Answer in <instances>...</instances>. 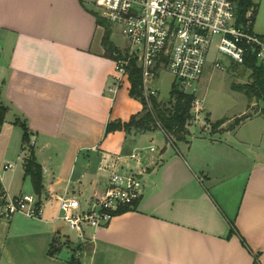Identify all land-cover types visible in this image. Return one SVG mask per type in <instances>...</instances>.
I'll list each match as a JSON object with an SVG mask.
<instances>
[{"label": "crops", "instance_id": "crops-1", "mask_svg": "<svg viewBox=\"0 0 264 264\" xmlns=\"http://www.w3.org/2000/svg\"><path fill=\"white\" fill-rule=\"evenodd\" d=\"M252 1V30L264 36V0ZM103 33L81 0H0V197L32 193L43 207L36 218L0 206V264H264V153L244 152L231 118L213 126L209 113L176 144L161 128L106 133L143 105L104 56ZM20 123L42 166L40 193L25 173ZM114 157L115 170L141 179V198L80 241L55 220L58 199L88 207ZM54 239L80 247L51 256Z\"/></svg>", "mask_w": 264, "mask_h": 264}, {"label": "built area", "instance_id": "built-area-1", "mask_svg": "<svg viewBox=\"0 0 264 264\" xmlns=\"http://www.w3.org/2000/svg\"><path fill=\"white\" fill-rule=\"evenodd\" d=\"M88 9L115 25L126 43L123 55L115 60L119 76L128 77V65L135 59L142 71L144 95L156 96L152 86L157 66H163L180 89L193 93L209 61L212 46L239 64L253 56L264 65V36L252 30L254 9L238 20L234 0H81ZM214 67L223 65L214 59ZM108 187L82 207L78 198L58 199L55 220L85 240L87 229L106 226L123 209L132 208L141 198V179L134 173H122L113 167ZM105 164L104 167H106ZM7 163L4 168H10ZM3 214L23 212L41 217L43 207L32 193L1 200Z\"/></svg>", "mask_w": 264, "mask_h": 264}, {"label": "trees", "instance_id": "trees-1", "mask_svg": "<svg viewBox=\"0 0 264 264\" xmlns=\"http://www.w3.org/2000/svg\"><path fill=\"white\" fill-rule=\"evenodd\" d=\"M234 1L237 6L238 20L243 21L247 11L253 7V1ZM89 10L96 16L98 24L104 27L102 37L104 56L116 60L123 55V52L110 39V23L100 17L94 10ZM255 14L256 9H254ZM243 65L251 69L253 83L243 86L237 85V88L244 91L247 96H257L264 100V65L259 63L253 56H247ZM157 68L159 67L157 66ZM128 70V78L130 81L129 93L142 103L143 109L140 113L132 115L128 121H109L106 125L105 132L108 133L117 129L128 131L132 128L143 131L160 127L174 144L176 141L185 140L188 134V125L193 119L192 109L196 100L194 93L185 92L176 83L172 82L168 99L171 105L165 108L155 96H149L148 100L146 99L142 85V71L135 59L130 60ZM5 113L6 107L0 105V124L4 121ZM206 120L209 122L208 118ZM223 122L225 120L220 119L212 123V125L220 126ZM20 124L24 131L23 143L29 147L30 137L28 128L24 123ZM25 173L31 177L35 192L40 193L43 188V171L42 166L35 160L34 151L31 146L29 147V154L25 160ZM127 210H130V208L123 209L120 213ZM234 228V225H232L230 234L235 232ZM240 238L243 244L246 245L241 235ZM63 245L64 243L57 244V240L54 239L48 248L49 255H56L61 251ZM255 260H257V256H255ZM69 261L71 264H82L81 260L75 257H71Z\"/></svg>", "mask_w": 264, "mask_h": 264}, {"label": "rangeland", "instance_id": "rangeland-1", "mask_svg": "<svg viewBox=\"0 0 264 264\" xmlns=\"http://www.w3.org/2000/svg\"><path fill=\"white\" fill-rule=\"evenodd\" d=\"M260 23L264 26V17ZM110 31L111 36L114 35L115 41L111 36L110 39L124 53L127 46L119 29L115 25H111ZM215 58L223 65V69L214 67ZM158 67L152 86L157 90L155 97L166 108L171 105L168 99L173 77L163 69V66L159 65ZM251 72V69L243 64L237 63L222 53H217L213 45L205 70L194 86L193 93L196 100L192 109L193 119L189 123L192 125V131L195 133L200 131L198 123L204 121L205 115L208 113L209 118L214 122L222 118L224 120L231 118L226 124L227 128H237L236 137L243 141L242 150L246 153L250 151L264 153V100L257 96H247L244 91L237 88V85L253 83ZM241 112L245 113L238 116ZM197 115H199V119L196 117ZM248 116L251 117L248 119L246 118ZM63 243L72 250L80 247L79 245L71 247L70 242L66 239Z\"/></svg>", "mask_w": 264, "mask_h": 264}]
</instances>
